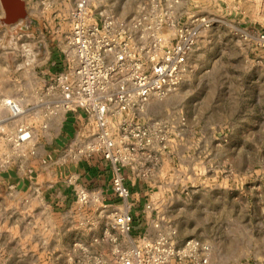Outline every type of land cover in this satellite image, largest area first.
Here are the masks:
<instances>
[{
	"label": "rangeland",
	"instance_id": "374dc122",
	"mask_svg": "<svg viewBox=\"0 0 264 264\" xmlns=\"http://www.w3.org/2000/svg\"><path fill=\"white\" fill-rule=\"evenodd\" d=\"M25 1L28 17L13 27L1 23L0 8V96L21 100L24 120L36 126L76 0ZM89 2L140 43L158 32L172 44L177 29L196 28L180 86L127 116L152 131V144L136 153L148 220L156 235L176 231L178 244L208 243L209 264H264V0ZM38 149L47 148L35 131L21 145L0 133V174ZM111 210L78 202L54 210L38 191L21 197L0 187V264H75L88 253L109 254L111 236L127 248L123 235L108 231Z\"/></svg>",
	"mask_w": 264,
	"mask_h": 264
},
{
	"label": "built area",
	"instance_id": "2783aa9c",
	"mask_svg": "<svg viewBox=\"0 0 264 264\" xmlns=\"http://www.w3.org/2000/svg\"><path fill=\"white\" fill-rule=\"evenodd\" d=\"M69 18L71 30L63 50L67 69L50 79L48 90L57 92V98L48 106L47 114L75 109L88 114L91 128L83 145L72 151L73 158L101 154L112 163L113 190L123 204L111 210L108 231L123 235L128 244L127 248L123 247L117 237L111 236L113 247L109 254L88 253L75 264H209L211 246L198 238L178 244L176 231L138 239L131 237L135 212L125 173L130 167L138 177L144 178L136 153L148 148L153 139L151 128L127 116L142 111L151 98L164 97L180 86L188 55L198 39L196 28L177 29V39L172 44H165L158 32L151 34V41L140 43L124 22L105 11L95 13L89 0H76ZM200 22L206 20L202 18ZM26 110L14 97L0 104V113L4 111V116L0 115V133L17 145L34 135V124L23 119ZM115 118H120L119 138L112 131ZM76 181L74 176L68 178L75 185L78 203L102 211L108 209L97 189ZM147 208L151 209L150 204Z\"/></svg>",
	"mask_w": 264,
	"mask_h": 264
},
{
	"label": "crops",
	"instance_id": "0c3cea01",
	"mask_svg": "<svg viewBox=\"0 0 264 264\" xmlns=\"http://www.w3.org/2000/svg\"><path fill=\"white\" fill-rule=\"evenodd\" d=\"M0 8H2L1 4ZM63 50L64 48L61 50L60 58L63 61L59 66V71L52 73L48 77L49 79L67 69ZM54 96H57V92L52 94L49 91V99L44 100L41 97V103H37V106H41V109L47 108V110L41 112L38 109V112L35 113L37 125L34 131L36 140L43 143L47 149H45V152L38 149L35 153H26L25 157L20 159V167L1 173L0 187L6 194L10 191L12 195L15 194V196L21 197L28 195L31 191H38L54 210L60 208L70 209L77 202L75 185L68 182V178L74 176L77 178V183L90 189H97L101 193L103 199L109 205L106 211L123 204L113 190L114 169L109 160L103 158L101 154H94L89 158L79 160L73 158L72 151L83 145L91 128L88 114L83 109L54 111L47 114L49 111L48 106L56 99H54ZM4 99L6 97L2 96L0 101ZM115 120L118 119L115 118ZM44 124H47V127H44ZM55 125L57 128H54ZM12 129H14L13 125ZM33 138L27 141L26 144L32 141ZM52 153L55 158L52 157ZM125 173L127 175L126 183L131 189L130 202L135 212L131 237L138 239L143 236H156L153 224L148 220L150 209L147 208L149 203L145 202L147 189L144 188V182L130 167L125 169Z\"/></svg>",
	"mask_w": 264,
	"mask_h": 264
},
{
	"label": "water",
	"instance_id": "95a60500",
	"mask_svg": "<svg viewBox=\"0 0 264 264\" xmlns=\"http://www.w3.org/2000/svg\"><path fill=\"white\" fill-rule=\"evenodd\" d=\"M3 9L2 24L13 25L28 17L25 0H0Z\"/></svg>",
	"mask_w": 264,
	"mask_h": 264
}]
</instances>
